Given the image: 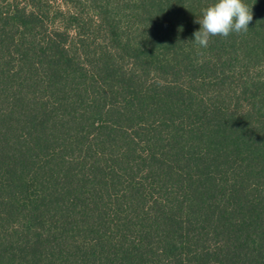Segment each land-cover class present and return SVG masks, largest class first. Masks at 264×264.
I'll use <instances>...</instances> for the list:
<instances>
[{
  "label": "trees",
  "instance_id": "16d2710c",
  "mask_svg": "<svg viewBox=\"0 0 264 264\" xmlns=\"http://www.w3.org/2000/svg\"><path fill=\"white\" fill-rule=\"evenodd\" d=\"M0 0V264H264V0Z\"/></svg>",
  "mask_w": 264,
  "mask_h": 264
},
{
  "label": "clouds",
  "instance_id": "9594fccd",
  "mask_svg": "<svg viewBox=\"0 0 264 264\" xmlns=\"http://www.w3.org/2000/svg\"><path fill=\"white\" fill-rule=\"evenodd\" d=\"M252 20V8L244 0H216L195 21L201 27L194 32V42L207 48L211 37L227 38L231 33H246Z\"/></svg>",
  "mask_w": 264,
  "mask_h": 264
}]
</instances>
